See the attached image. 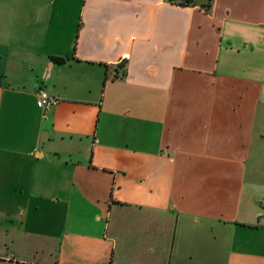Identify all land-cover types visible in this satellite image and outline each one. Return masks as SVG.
Masks as SVG:
<instances>
[{"label": "crops", "instance_id": "1", "mask_svg": "<svg viewBox=\"0 0 264 264\" xmlns=\"http://www.w3.org/2000/svg\"><path fill=\"white\" fill-rule=\"evenodd\" d=\"M200 3L0 0V264H264V0Z\"/></svg>", "mask_w": 264, "mask_h": 264}, {"label": "built area", "instance_id": "2", "mask_svg": "<svg viewBox=\"0 0 264 264\" xmlns=\"http://www.w3.org/2000/svg\"><path fill=\"white\" fill-rule=\"evenodd\" d=\"M60 103V99L48 94L45 90L37 91L36 106L44 112L55 108Z\"/></svg>", "mask_w": 264, "mask_h": 264}, {"label": "trees", "instance_id": "3", "mask_svg": "<svg viewBox=\"0 0 264 264\" xmlns=\"http://www.w3.org/2000/svg\"><path fill=\"white\" fill-rule=\"evenodd\" d=\"M170 4H174L181 7H188V6H194L198 3H200L199 0H166ZM210 1L211 0H202L200 3V7L204 10H207L210 7ZM51 60L56 64H63L65 60L63 58L58 57H51Z\"/></svg>", "mask_w": 264, "mask_h": 264}]
</instances>
